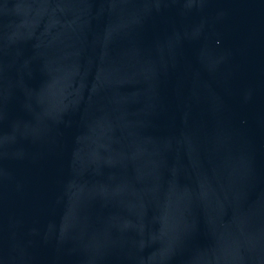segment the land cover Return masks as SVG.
<instances>
[{
	"label": "water",
	"instance_id": "95a60500",
	"mask_svg": "<svg viewBox=\"0 0 264 264\" xmlns=\"http://www.w3.org/2000/svg\"><path fill=\"white\" fill-rule=\"evenodd\" d=\"M0 264H264V0H0Z\"/></svg>",
	"mask_w": 264,
	"mask_h": 264
}]
</instances>
